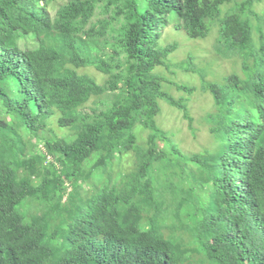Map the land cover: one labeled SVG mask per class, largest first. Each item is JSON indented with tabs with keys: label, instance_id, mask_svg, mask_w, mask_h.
<instances>
[{
	"label": "trees",
	"instance_id": "1",
	"mask_svg": "<svg viewBox=\"0 0 264 264\" xmlns=\"http://www.w3.org/2000/svg\"><path fill=\"white\" fill-rule=\"evenodd\" d=\"M55 1L0 0V264H264L259 0L225 13L234 0H64L50 15ZM170 16L189 39L215 26L214 53L238 59L243 75L201 76L214 145L194 154L153 120L163 100L193 131L153 72L176 48L159 46ZM27 38L36 47L19 44ZM51 122L66 130L59 139Z\"/></svg>",
	"mask_w": 264,
	"mask_h": 264
},
{
	"label": "rangeland",
	"instance_id": "2",
	"mask_svg": "<svg viewBox=\"0 0 264 264\" xmlns=\"http://www.w3.org/2000/svg\"><path fill=\"white\" fill-rule=\"evenodd\" d=\"M63 1L64 0H56L52 4V7H48L49 14L52 15L57 3ZM234 2L235 0L229 4L223 5L221 7L222 13L232 11ZM254 10L258 13H263L264 0L256 2L254 4ZM173 23L174 19L172 16L167 18V24L163 26L160 33L159 46L163 47L167 44L175 43L176 48L168 56L165 65L156 67L153 72L158 74L160 79L163 80L161 84L162 91L166 92L175 100H181L185 103L188 113L192 118L191 126L193 131H190L187 121L181 116V112L169 106L163 100L157 101L159 113L153 120L157 127L166 132L180 152L184 154H194L204 149H212L214 145V137L209 132V127L204 120L205 115L213 109L212 100L208 93H204L200 90L201 76L208 82L220 83L223 77L230 74H236L240 77H243V75L238 59L223 58L214 53L212 46L214 38L216 37L215 26L211 28L210 34L206 38L189 39L183 33L175 31L173 29ZM27 40L25 39L19 44L22 45L23 43L29 48L36 47L35 41H31L29 38H27ZM188 61H190L189 65H187ZM184 63L186 64L184 65ZM78 72L88 74L99 84L105 81V76L93 68L79 69ZM177 84L192 87L193 92L187 94L183 91H179L175 87ZM105 99L106 97L103 96L99 98L100 101L94 99L90 100L86 104L85 110L87 111L89 107H101V101ZM50 126L53 131L52 134H54L53 136L57 139L66 132V130H59L54 122H51ZM134 132L136 135V142L140 145H144L147 131L143 130L140 126H136ZM159 146L161 147V143ZM40 148V152H43L42 147ZM124 156V153L118 156L119 160L115 164L117 169L120 161L124 163L123 173L129 171L132 167L131 158L127 157L124 159ZM92 158L93 155L86 163H89ZM48 160L50 161L51 158H48ZM81 187L87 189L88 185L87 183L82 184ZM77 190H79V188H77L76 191ZM24 209L26 208L22 210L24 211Z\"/></svg>",
	"mask_w": 264,
	"mask_h": 264
}]
</instances>
